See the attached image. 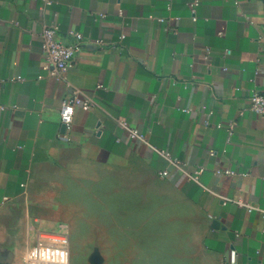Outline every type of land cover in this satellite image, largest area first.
I'll list each match as a JSON object with an SVG mask.
<instances>
[{"label": "crops", "instance_id": "crops-1", "mask_svg": "<svg viewBox=\"0 0 264 264\" xmlns=\"http://www.w3.org/2000/svg\"><path fill=\"white\" fill-rule=\"evenodd\" d=\"M190 1L0 0V264H24L41 230L69 238L75 184L94 172L116 191V264H264V117L249 100L264 91V0H199L195 20ZM51 21L65 43L83 35L63 78L43 68ZM72 87L96 106L64 137ZM155 149L202 166L198 182Z\"/></svg>", "mask_w": 264, "mask_h": 264}, {"label": "built area", "instance_id": "built-area-1", "mask_svg": "<svg viewBox=\"0 0 264 264\" xmlns=\"http://www.w3.org/2000/svg\"><path fill=\"white\" fill-rule=\"evenodd\" d=\"M44 5L50 4L51 0H42ZM199 4V0H191L189 2L191 18L196 19L195 7ZM119 14L122 11L119 10ZM103 16L104 14H100ZM157 21L163 22L165 18L157 17ZM59 27L56 22L51 21L43 25L40 33V50L44 57L43 68L49 69L52 67L58 78H63L64 73L74 65L75 57L79 52L80 42L83 40V35L76 30H68V35L74 39L71 43L63 42L58 36ZM96 45H104L103 39H93ZM204 61L208 62L209 49L207 48L203 56ZM18 79H21L19 76ZM98 88H106L105 86L98 84ZM250 109L256 114L264 117V91L253 90L249 95ZM96 106V102L89 95L83 93L80 89L72 87L68 94L63 98L59 108L60 123L64 125L63 136L66 137V133L71 131L74 113L77 107L83 110L91 109ZM0 109L3 106L0 105ZM189 109H184L188 111ZM117 123L124 128L130 137L145 142L143 134L134 127H131L125 120L116 119ZM207 124L208 121L205 120ZM235 121H230L225 126L228 135L233 132ZM221 126V124H218ZM157 153L163 157L170 165L175 167L182 175L192 181L198 182L199 174L203 170L202 166H199L195 172H190L186 169L185 163L181 160L172 157L169 151L164 149H155ZM223 174L232 175L235 172L231 169H224ZM159 175L164 177L167 175L166 170L159 171ZM249 208L252 206L249 205ZM264 216V212H262ZM24 264H70V248L68 235L62 232L45 231L38 232L34 247L32 250L24 256Z\"/></svg>", "mask_w": 264, "mask_h": 264}, {"label": "rangeland", "instance_id": "rangeland-1", "mask_svg": "<svg viewBox=\"0 0 264 264\" xmlns=\"http://www.w3.org/2000/svg\"><path fill=\"white\" fill-rule=\"evenodd\" d=\"M84 177V189L78 183L73 191L75 200L80 199L84 205H80L83 214L76 217L77 228L70 230V264H116L119 226L116 191L103 189L99 172Z\"/></svg>", "mask_w": 264, "mask_h": 264}, {"label": "water", "instance_id": "water-1", "mask_svg": "<svg viewBox=\"0 0 264 264\" xmlns=\"http://www.w3.org/2000/svg\"><path fill=\"white\" fill-rule=\"evenodd\" d=\"M62 128L64 129V125H62Z\"/></svg>", "mask_w": 264, "mask_h": 264}]
</instances>
